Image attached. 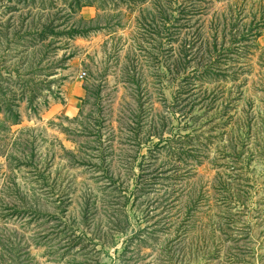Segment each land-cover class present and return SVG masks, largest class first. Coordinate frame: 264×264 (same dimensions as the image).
<instances>
[{"label": "rangeland", "instance_id": "1", "mask_svg": "<svg viewBox=\"0 0 264 264\" xmlns=\"http://www.w3.org/2000/svg\"><path fill=\"white\" fill-rule=\"evenodd\" d=\"M0 264H264V0H0Z\"/></svg>", "mask_w": 264, "mask_h": 264}, {"label": "trees", "instance_id": "2", "mask_svg": "<svg viewBox=\"0 0 264 264\" xmlns=\"http://www.w3.org/2000/svg\"><path fill=\"white\" fill-rule=\"evenodd\" d=\"M76 5L79 6V2H78L77 4H73L74 8L76 7ZM90 22H91V21H90ZM92 22H93V21H92ZM50 26H52V25H49L48 28H49ZM45 28H46V26L42 27V30H41V31L38 30L37 32H34L35 36L37 35L36 33H38L39 38H42V39H43V37H45V35H46V30H45ZM72 29H73V28H72ZM73 31H74V32H73L72 34H74V35H80V34H82V33H84V32H87V30H84V29H82V30H77V29H75V30H73ZM70 35H71V33H70Z\"/></svg>", "mask_w": 264, "mask_h": 264}, {"label": "built area", "instance_id": "3", "mask_svg": "<svg viewBox=\"0 0 264 264\" xmlns=\"http://www.w3.org/2000/svg\"><path fill=\"white\" fill-rule=\"evenodd\" d=\"M82 78H84V76H81Z\"/></svg>", "mask_w": 264, "mask_h": 264}]
</instances>
